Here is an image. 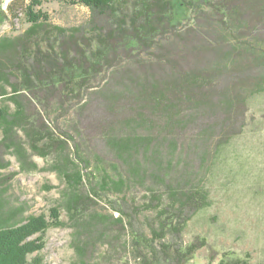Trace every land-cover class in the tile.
<instances>
[{
	"label": "trees",
	"instance_id": "trees-1",
	"mask_svg": "<svg viewBox=\"0 0 264 264\" xmlns=\"http://www.w3.org/2000/svg\"><path fill=\"white\" fill-rule=\"evenodd\" d=\"M45 1L49 0H30L26 5L24 18L29 27L22 34L0 37V148L11 151L21 171L37 169L30 161L32 156L51 159L48 168L43 170L55 172L63 180L61 207L68 216L77 219L88 213L90 206L88 208L86 204L92 201L84 194L80 169L82 164L88 162L89 165L90 161L84 157L70 130L57 134L49 127L45 113L50 114L52 109L66 113L95 88L96 80L104 71L114 68V74L118 76L117 80L115 76L112 79L119 90L109 82L104 89L90 93L102 102L106 112L114 106L112 104L123 102L121 109L131 117L122 121L128 133L116 129L118 125H111L110 120L109 128L99 131L105 145H111L110 151L125 163L134 160L129 163L131 176L126 175L132 183L139 176L141 167L136 156L141 150L147 152L153 144L162 143L158 140L161 133L164 134L162 122L168 129L170 122L185 120V115L196 114L199 105L208 103L205 92L208 85L205 73L208 72L199 65L194 67V63L202 50L210 59L215 58L227 41L218 33L213 38L204 35L207 29L204 21L212 20V13L217 16L218 25L226 29V33L230 32L227 34L232 42L253 51L258 44L256 51L260 55L254 59L264 63L261 47L264 36L254 37L251 42L243 41L244 30L247 35L251 30L264 33V20L260 21L258 17L260 30L256 25L250 28L253 24L248 21L242 25L237 19L240 25L235 28L237 31H228L227 26L232 15L243 17L244 11L254 12L253 8L259 6L260 1L57 0L80 4L89 10L86 24L70 29L50 23L48 14L39 9ZM14 2L5 9L0 4V26L14 14ZM175 9L194 14L197 25L194 22L186 30L177 29L173 23ZM230 49L235 54L240 51L235 46ZM189 63L194 65L190 68ZM221 96L223 99L219 102ZM215 102L232 106L233 101L229 93L218 95ZM71 130L83 138L81 145L86 149L87 141L81 128L77 126V132L74 127ZM18 131L23 135L25 145L19 140ZM70 140L74 144L73 151ZM5 162L0 158V169L9 166ZM89 175L91 180L95 179L93 174ZM118 183L126 185L120 180L115 185L109 184L116 187ZM188 187L164 185L161 191L149 192L144 206L136 208L139 212L149 210L155 214L147 234L138 230L132 233L131 248L139 264H188L198 251L208 247V241L200 236L190 242L183 240L191 218L209 206L205 189ZM115 210L121 217H128L120 208ZM20 215V208L6 209V203L0 198V264H28V257L43 249L46 231L61 224L57 209L50 210V222L44 216H29L19 222ZM34 235L38 237L31 239ZM215 259V256L211 257L208 263ZM248 259L222 254L217 264H248Z\"/></svg>",
	"mask_w": 264,
	"mask_h": 264
},
{
	"label": "rangeland",
	"instance_id": "rangeland-1",
	"mask_svg": "<svg viewBox=\"0 0 264 264\" xmlns=\"http://www.w3.org/2000/svg\"><path fill=\"white\" fill-rule=\"evenodd\" d=\"M12 1L16 3L15 12L0 26V37H16L29 27L24 10L30 0H0V4L5 9ZM254 1H260L254 12L244 11L243 17L232 15L234 20L231 17L227 23L228 31H237L235 28L240 26L235 19L242 25L248 21L253 24L250 28L256 25L261 29L258 17L264 20V0ZM39 9L48 14L51 24L66 29L83 26L89 19L86 7L67 1H45ZM174 14L177 29L186 30L197 23L194 14L189 12L175 9ZM211 18L204 21L207 28L204 35L213 38L218 33L227 40L226 45L221 44L215 58L210 59L202 50L200 58L193 62L195 65L188 64L190 68L199 65L207 70L208 103L199 105L196 114L185 115V120L170 122L168 129L162 122L164 134L158 139L162 140L161 145L153 144L147 152L141 150L136 156L141 167L134 182L126 178L131 176L129 163L134 160L125 163L110 151L111 145H105L99 131L109 128L110 120L111 125H118L116 129L128 133L122 121L130 115L121 109V101L112 104L108 112L104 111L102 102L90 93L104 89L109 82L115 84L118 75L115 76L114 68L104 71L96 80L95 88L66 113L52 109L50 114H44L49 127L57 134L70 130L84 157L90 161L89 165L85 161L87 164L80 166L84 194L92 200L86 204L90 208L86 207L88 213L84 217L68 216L61 207L65 184L57 173L43 170L48 168L51 159L32 156L30 161L37 169L21 171L11 151L0 148L1 160L9 164L6 169H0V198L6 203V209L20 208L19 222L29 216H44L50 222V210L59 211L61 224L46 231L43 249L31 254L28 264H139L131 248L132 233L138 230L147 234L155 214L149 210L139 212L136 208L144 206L149 192L161 191L164 185L184 189L198 186L208 194L209 206L191 218L183 233L184 242L200 236L208 241V247L198 251L188 264H217L222 254L243 260L249 258L248 264H264V63L254 59L260 55L256 51L258 44H253L254 51L241 48L242 45L232 42L230 32L227 34L218 25L214 13ZM245 31L244 42L264 36L262 30H251L249 35ZM230 45L240 49V55ZM261 47L264 49V44ZM229 93L232 106L215 102L218 95ZM222 99L221 96L219 102ZM77 126L87 141L86 149L81 145L83 138L75 130ZM73 127L77 133L71 130ZM17 135L25 145L20 131ZM1 137L2 130L0 140ZM69 144L73 151V141ZM89 174L95 179L91 180ZM119 180L126 185L110 186ZM114 208H120L128 217H121ZM37 237L34 235L31 239ZM213 256L215 261L208 263Z\"/></svg>",
	"mask_w": 264,
	"mask_h": 264
}]
</instances>
